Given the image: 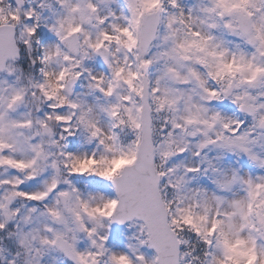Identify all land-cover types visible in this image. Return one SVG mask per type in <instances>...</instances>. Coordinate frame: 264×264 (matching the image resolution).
<instances>
[{
    "label": "snow or ice",
    "instance_id": "snow-or-ice-1",
    "mask_svg": "<svg viewBox=\"0 0 264 264\" xmlns=\"http://www.w3.org/2000/svg\"><path fill=\"white\" fill-rule=\"evenodd\" d=\"M109 3L57 0L63 12L49 30L59 43L46 49L41 61L59 63L62 58L65 62L55 73V96L53 85L46 80L30 81L31 93L20 86L17 72L23 70L16 64L24 49L17 43L12 24L0 27V73L16 77L15 82L0 80V234L7 237V249L0 247V257L7 251L16 257L8 264H18L23 253L27 257L24 264H42L44 256L55 251L68 264H188L189 257L199 260L203 255L207 257L205 264H229L232 253L243 246L246 251L236 264H264V176L242 174L236 168L222 172L207 155L201 161L207 168L166 167L168 161L189 151L187 137L196 135L188 131L194 122L191 115L163 120L159 129L166 134L163 139L158 140L156 133L157 114L178 112L180 103L184 112L206 114L210 110L205 103L228 96L254 121L253 128L245 130L246 121L226 119L219 112L210 120L198 119L195 122L208 129L218 124L223 132H216L215 137L202 132L204 139L196 145L194 155L201 157L214 147L247 157L264 170V155L254 148L264 140V103L259 102L264 97V0H207L198 12L196 8L185 10L181 0H159V6L151 8L147 0H127V12L121 17L124 24L112 23L110 30L103 28L93 35L87 26L93 21L108 25L109 16L101 13ZM17 5L7 14L0 8V22L34 21L24 24L23 33L38 37L40 17L36 9H24L21 15L23 0H17ZM217 31L231 33L241 42L235 43V51L216 35ZM21 42L31 51V39L22 34ZM81 43L113 72L107 86L103 79L88 73L94 91L109 100L97 106L100 119L96 108L85 110L81 102L70 98L75 82L83 76L79 69L89 55L88 51L81 54ZM111 43L123 49L125 55L116 61L123 67H114ZM65 48L72 55L65 53ZM209 58L225 64L239 62L245 71L228 77L223 92L211 89L206 77L217 79L220 73L212 70L216 64ZM36 63L33 58L31 65ZM68 64L76 71L70 73ZM201 66L208 71L202 72ZM123 73L135 79L120 81ZM119 84L129 87L130 94H118ZM38 92L48 100V111L35 117L30 112L21 115L29 95L35 100ZM196 95L205 103H196ZM65 106L70 113H64ZM53 119L62 127L52 128L48 121ZM105 120L109 121L107 126ZM73 122L78 125L75 129ZM256 129L260 130L258 137ZM81 131L96 149L82 154L65 151L63 142ZM180 167L186 175L207 174L209 170L217 174L211 180L215 191L210 197L207 189L194 194L196 207L203 204V213L198 215L206 224L204 230L192 227L208 251H188L190 241L181 238L182 217L191 207L177 206L187 199L183 195L185 176H176ZM65 169L102 187L85 197L73 181L63 179ZM34 182L36 188L25 190V185ZM163 189H168L172 198ZM70 218L75 228L69 224ZM115 225L135 230L128 237L132 243L127 251L110 247ZM81 236L86 238V246L81 247Z\"/></svg>",
    "mask_w": 264,
    "mask_h": 264
},
{
    "label": "clouds",
    "instance_id": "clouds-1",
    "mask_svg": "<svg viewBox=\"0 0 264 264\" xmlns=\"http://www.w3.org/2000/svg\"><path fill=\"white\" fill-rule=\"evenodd\" d=\"M207 3V0H194V2L192 3L191 7H184L185 10L189 9V8H196L197 12L199 11V6ZM44 4L45 7L41 8L40 5ZM147 6L149 8L151 7H158L159 6V0H147ZM18 7L17 5V0H15V3H13V0H0V8L3 9V12L5 14L9 13L10 11L15 10V8ZM29 8H35L37 13L39 14L40 20V27H46L48 29V31L52 34H54L53 32H51L49 29L52 27V25L56 22V20L59 18V15L63 12V9L59 8L58 4H57V0H23V6L21 8V15H23V10L24 9H29ZM168 11L174 12L176 11L175 9H168ZM127 12V0H110V3L107 4L106 6H103V10L101 15H107L109 16V22L108 25H97L95 23V21H93L92 25L87 26V30L89 32H91L93 35H95V33L103 28H109L110 30V25L112 23H119L121 25L124 24L123 19H121V17ZM111 13H114L115 16H112ZM29 23V21L27 20H23L21 21L19 24H17L14 21L8 20L6 23L4 22H0V27L6 26V24H12L15 29H16V33H17V43L20 44V46L24 49V52L27 53V58L29 60H32L33 58L36 59L37 63L35 65V67H33L31 64L28 66V70H25L20 61L17 62L16 67L17 69H22L23 71H18L17 72V76L21 77V85L23 87H27L29 90V93H31V91H33L34 89H32L30 81H47L50 84L53 85V89H52V95L55 96L56 95V89H55V84H56V75L55 73H59L60 69L63 68L65 66V62L63 61V59L61 58L59 63L56 62H47L45 61L44 63H41V61L43 60L44 56H45V50L48 48H51L53 45H55L56 43H59V41L57 40L56 35L55 36V42L53 43H49V44H41L40 43V38L39 37H27L26 33H23V26L24 24ZM23 34L25 39H31L32 40V49L31 51H29L27 48H24V45L21 42V35ZM216 35L223 39L224 41L228 42L227 46L232 48L233 51H235V43H241L238 40H235V38L232 36L231 33H227V32H223V31H217ZM82 40V38H81ZM128 44L131 45V40L129 39L127 41ZM112 49L111 51V59H112V63L114 65V67H123V63L117 65L116 61L120 60L124 55V51L123 49H117L116 45L114 43H111L109 45ZM65 53L72 55V53L65 48L64 49ZM85 51L89 52V55L87 57V59L84 60L83 65L81 66V68L79 69L80 72L83 73L82 78H80L79 80H77L75 82V88L73 93L71 94L70 98L73 101H78L81 102L83 105V109H87V107L92 106L94 108H96V117L97 119L101 118V114L99 113V109H98V105L100 104H108L109 100L102 96L100 93L94 91L93 87H92V80L89 77V72L94 75L97 76L101 79L104 80V84L105 86L108 85L109 80L112 78L113 76V72L112 70L109 69V67L107 66V64L104 63V60L97 56L95 53L91 52L90 50H88L83 43H81V54ZM249 51H251V49H249ZM97 58L102 59L103 63L107 66V71H95L92 68H90L88 65L90 62H95L97 60ZM209 62L210 63H215L216 64V68L212 69L213 71H219L220 76L217 79H211L206 77V83L207 86L211 89H220L222 92L227 88L229 80L228 77H230L232 74H238L242 71H245V69H243L240 65L239 62H237L236 64H225V63H220L219 60H215L213 61L212 58H209ZM68 68L71 72L76 71V69L73 68V66L71 64H68ZM201 71L202 72H207L208 69H205L201 66ZM44 73H48L47 77H45ZM3 79H9L12 80L13 82H15L16 77H9L6 73H0V80ZM67 79L69 81H71L72 76L71 74L68 75ZM120 81H127V80H134L135 78L130 76L127 73H123L121 74V76L118 78ZM77 86H79V91L77 90ZM123 93V94H130L129 93V87L125 86L124 84H119L118 85V94ZM254 95H258V92H253ZM61 95H64V93H61ZM195 102L196 103H205V101H201L199 98V95H196L194 97ZM228 101L231 104V98L228 96H221L216 102L222 104L223 102ZM55 103H59L58 101H54ZM261 103H264V97H261L260 101ZM48 100L43 99L42 95L38 92L37 96L35 98V100L32 99L31 95H29L28 97V101L27 103L24 105V108L21 111V115H23L24 113H32L33 117L37 116V115H43L44 113H46L48 111ZM235 105V104H233ZM205 106L210 110L208 113L206 114H197V113H187L183 111V107L184 105L182 103L179 104V108L181 109L180 111H173L171 113L169 112H163L161 114H157L156 116V133H157V139L161 140L163 139V137L166 135L165 133L160 132V128L163 126L162 125V121L165 119H170L173 116L176 117H181V116H188L191 115L192 119H193V124L188 126V131L191 132H195L196 135L195 136H188L187 139L190 141V147H189V151L191 153V155L193 157H196L194 155V153L196 151H198V149L196 148V145L198 143H200V141H202L204 139V136L201 134L204 131H207L209 133L210 136L215 137L216 132H223V129L217 124L216 127H214L213 129H208L205 125L200 124V123H196L195 121L199 120H203L205 118L209 119L211 118L212 114L215 112H219L221 113V115L223 117H225L226 119H231V120H235V119H240V120H244L246 121V126H245V130L251 129L253 128L254 125V121L248 117L245 113H242L239 108L236 106L237 109V114L234 115H227L225 114L223 111L218 110L217 107H215L213 105V103H205ZM37 109L41 110V111H37ZM71 112V109L68 108L67 106L64 107V113L68 114ZM55 115V113H53V116ZM49 125L54 128V129H58L60 127H62L61 125H58L57 122L53 119L48 121ZM109 123V121L105 120V126H107V124ZM78 125L73 122L72 127L73 129H75ZM256 136L258 137L260 135V130L256 129ZM178 135H182V133L178 134ZM85 134L83 131H81L79 134H77L76 138L79 141V147L77 148H72L70 147V140H65L63 142V146H65L64 150L65 151H72L76 154H82L85 151H94L96 149V145L92 144L89 145L85 138H84ZM255 150L257 152H259L261 155H264V140L260 141L259 144L254 146ZM212 153H215V155H211ZM203 155H207L208 158L210 160L213 161V163L215 164V166L217 168H219L222 172L224 171H230L232 168L231 167H227L225 166L224 162H223V158L228 155V153H224L221 152L218 148H214V147H210L209 149L206 150L205 153L202 154L201 157H198L199 160L198 162H192L189 161L188 164H183L182 165H186L188 167H202V168H207L208 165L207 164H202L201 161L203 159ZM236 157H243L240 155H234ZM218 157H222V159H218ZM175 159V158H174ZM170 160L167 162L166 167H172L170 166L171 162L174 160ZM252 164V163H251ZM177 165V164H176ZM253 165V164H252ZM254 166V165H253ZM254 168L258 169L257 167L254 166ZM239 169V168H236ZM241 170V169H239ZM261 170V169H259ZM249 173L248 171H242V174H247ZM253 175H260V176H264V170H261L259 172V174L257 173H252ZM176 176H185V179L187 181L186 186L184 187L183 190V195L185 197H187V199L184 201V203L181 204H177L178 207H184V208H189L191 207V212L188 213H184L183 215V220L185 221L184 224V231L180 233L181 238L182 239H187L190 241L191 247L186 246V250L191 251L193 253H196L198 249H203V251H208V249L206 247H204L202 245V243L200 242V238L196 237L193 231V227H199L201 228V230H204L205 224L206 222L201 220L198 213L202 214L203 213V204L201 205L200 208L196 207V199L194 194L196 193L197 190L200 189H205L204 187L200 186L199 183H193V181H198L200 177H206L208 180H212L215 179L217 177V174L211 170H209L207 172V174L205 173H200L197 174L195 176L193 175H186L184 172V168L180 167L179 170L176 173ZM63 179H67V180H71L73 181V183L75 185H77L76 182L74 181H83V183H81V185L79 186L81 189V193L86 197L87 194L89 193V191H95V188L90 187L89 185L92 182V179H90L87 176H83V175H70L69 174V170L65 169L64 170V176ZM173 179H175V177H173ZM166 193L169 194V198H172L171 193H169L168 189H163ZM215 190H209V197L211 196V192H213ZM22 203H26V202H22ZM208 206L209 208H212L213 206V202L211 201V199H209L208 201ZM69 224L75 228L77 225L75 223V221L73 219H69ZM115 226H119V225H115ZM56 227H60V225H56ZM115 231L114 226L112 229V233ZM134 229L132 231H129V229L127 227H124L123 230L121 231V240H122V246H117V245H113L111 244L110 247L113 248L115 251L120 252V251H127V245L129 243H132V241L128 240V237L130 235H132L134 233ZM86 246V238L81 236V245ZM0 247H3L5 249H7V237L6 236H0ZM246 251V249H244L243 246H239L233 253H232V257L233 259L231 261H229V264H236V261L241 259V253ZM11 258H16L14 254H9L7 251L5 252L3 257H0V264H8L9 259ZM27 257L21 253L20 257L18 258V264H24V260ZM250 255L248 257V259H250ZM107 258L105 257V260ZM207 260V257H204L203 255L200 256V259H194L193 257H189L188 259V264H205V261ZM42 264H65V259L60 256L57 252L55 251H51L48 253V255L44 256Z\"/></svg>",
    "mask_w": 264,
    "mask_h": 264
},
{
    "label": "rangeland",
    "instance_id": "rangeland-1",
    "mask_svg": "<svg viewBox=\"0 0 264 264\" xmlns=\"http://www.w3.org/2000/svg\"><path fill=\"white\" fill-rule=\"evenodd\" d=\"M193 2H194V0H181L182 6H185V7H191ZM13 3H14V1H13ZM29 23H34V21H29ZM38 37L40 38V43L45 44V45L55 42V39H56L54 34L50 33L46 27H40L38 29ZM23 53H24L23 59H21L22 62H20V63L22 65V67L26 66L25 70H28V66L31 64V60H29L27 58L26 52L23 51ZM88 66L95 71H107V68L101 64L100 58H97V60L95 62H90ZM77 90L78 91L80 90L79 86H77ZM213 105L215 107H217L218 110L223 111L227 115L237 114L236 106L231 104L228 101H225L222 104H220L218 102H213ZM70 141H71L70 147H72L74 149L79 147V141L76 137L70 138ZM211 155L214 156L215 153H212ZM198 160H199L198 157H193L190 152H187L184 155L175 158L171 162L170 166L176 165V164H182V163L188 164L189 161H192L195 163V162H198ZM223 162H224L225 166H227V167L239 168L242 171H248V172L257 173V174H259V172L261 171L259 169L254 168V166L251 164V162L248 160L247 157H239L238 158L232 154H228L223 158ZM74 182L77 183V186H80L81 183H83V181H79V180L74 181ZM193 183L194 184L199 183L200 186L204 187L207 190H215V186L206 177H200L198 181L194 180ZM89 186L92 188H95V189L102 187L99 184V182L94 181V180H92V182ZM36 187H37V184L35 182L24 186L25 190H32ZM29 206H34V205H29ZM123 228L124 227H121V228H119L113 232V234L110 237L111 244L117 245V246H122L123 242L121 240V231L123 230ZM2 235L3 234H0V236H2ZM83 246L84 245L82 244L81 247H83ZM148 251H149V254H151V251L150 250H148ZM65 264H68V262L66 260H65Z\"/></svg>",
    "mask_w": 264,
    "mask_h": 264
},
{
    "label": "water",
    "instance_id": "water-1",
    "mask_svg": "<svg viewBox=\"0 0 264 264\" xmlns=\"http://www.w3.org/2000/svg\"><path fill=\"white\" fill-rule=\"evenodd\" d=\"M117 227V226H116ZM119 227V226H118Z\"/></svg>",
    "mask_w": 264,
    "mask_h": 264
}]
</instances>
